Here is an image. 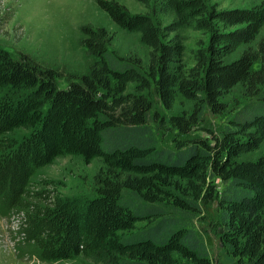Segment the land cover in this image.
<instances>
[{
  "label": "trees",
  "instance_id": "16d2710c",
  "mask_svg": "<svg viewBox=\"0 0 264 264\" xmlns=\"http://www.w3.org/2000/svg\"><path fill=\"white\" fill-rule=\"evenodd\" d=\"M133 1L146 12L112 0L97 6L139 36L146 62L115 56L109 33L84 25L80 43L91 64L59 88L51 70L0 49V217L14 225L15 249L24 254L30 246L46 263L212 264L191 222L215 204L229 255L264 264V153L237 161L264 143V0L243 9ZM159 16L171 21L161 27ZM184 30L206 37L191 67L183 64ZM236 87L253 105L213 144L195 136L204 113L222 112ZM178 98L191 111L167 116ZM160 130L174 133L173 149L159 146ZM65 156L100 162L92 197L63 196L56 182L33 181Z\"/></svg>",
  "mask_w": 264,
  "mask_h": 264
},
{
  "label": "rangeland",
  "instance_id": "374dc122",
  "mask_svg": "<svg viewBox=\"0 0 264 264\" xmlns=\"http://www.w3.org/2000/svg\"><path fill=\"white\" fill-rule=\"evenodd\" d=\"M110 1V0H109ZM124 6L130 13H145L146 9L133 0H112ZM218 9L249 8L260 0H209ZM169 16L156 17V24L166 26ZM84 25L105 29L112 41L108 49L115 56L130 58L137 56L143 62L147 60V49L140 43L137 34L121 30L108 15L99 9L97 0H0V49L14 58L28 56L40 68L51 70L57 76L59 88H66L68 81H74L88 71L91 64L80 41L83 35L80 28ZM186 53L183 64L193 65L192 53L197 43L205 41L200 32L184 30L181 33ZM260 38L264 41V29ZM228 59L227 61L231 60ZM59 76V77H58ZM133 90V89H132ZM2 92H0V96ZM222 102L225 109L219 114L206 112L198 131L193 134L214 143L213 137L220 139L224 131L231 130V121L237 113L253 105V100L244 96L241 87H236ZM191 104L178 98L167 116L189 113ZM241 113V112H240ZM174 133L159 131L156 133L160 147L173 149ZM264 153V143L251 153L240 156L237 161L255 160ZM100 168L95 160L84 163L78 156H65L55 159L53 164L38 170L33 181L42 179L57 183V190L63 196L81 200L94 195L93 177ZM214 185H220L218 179ZM191 226L204 243L212 264H238L223 247L217 230L219 214L216 205L204 206L202 212L192 219ZM14 225L0 217V264H81L79 259L46 263L38 259L34 249L24 247L19 254L11 240L10 232Z\"/></svg>",
  "mask_w": 264,
  "mask_h": 264
}]
</instances>
